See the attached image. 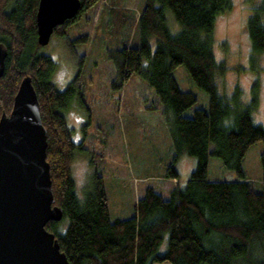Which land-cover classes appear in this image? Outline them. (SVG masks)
<instances>
[{
  "label": "trees",
  "instance_id": "16d2710c",
  "mask_svg": "<svg viewBox=\"0 0 264 264\" xmlns=\"http://www.w3.org/2000/svg\"><path fill=\"white\" fill-rule=\"evenodd\" d=\"M99 1L81 0L76 17L57 26L53 35L64 36L65 29ZM37 3L0 0V43L7 50L0 76V115L10 112L20 81L30 77L46 131L54 205L63 212L61 221H49L45 229L54 234L69 264H264V153L259 191L241 168L249 148L264 141V126L251 118L257 108L256 94L252 89L251 102L243 105L238 88L226 97L215 84L225 68L212 54L213 25L218 15L229 10L230 0H144L136 19L130 11L119 9L120 26L127 24L133 32L130 44L136 32L139 42L128 47L120 41L122 48L108 50L106 58L115 72L111 85L120 89L134 74L143 80L171 116L168 135L174 162L181 155L192 156L196 168L184 185L168 191L166 199L147 186L134 214L115 220L109 219L101 176L93 175L82 204L74 193L70 164L78 146L63 109L77 89L59 91L51 81L55 64L39 54L36 43ZM109 9L113 13L115 8ZM168 11L180 28L177 33L166 25ZM263 19L264 0H259L245 25L252 55L264 56ZM178 66L185 68L208 99L206 109L195 108L190 116L185 112L196 98L179 88L173 74ZM209 157L218 158L238 179L208 180ZM164 177L177 180L178 173L170 166ZM64 219L67 224L62 228ZM164 239L166 249L160 252Z\"/></svg>",
  "mask_w": 264,
  "mask_h": 264
},
{
  "label": "rangeland",
  "instance_id": "374dc122",
  "mask_svg": "<svg viewBox=\"0 0 264 264\" xmlns=\"http://www.w3.org/2000/svg\"><path fill=\"white\" fill-rule=\"evenodd\" d=\"M143 3L144 0H101L66 28L64 36L52 34L48 44L39 47V54L49 56L55 64L51 74L54 87L61 91L74 80L79 88L80 96L76 92L70 109L65 111L67 125L78 126L81 120L86 126L85 136L79 127L71 130L73 140L79 142L70 164L77 201L82 204L93 175L101 176L110 220L130 218L147 186L166 199L168 191L176 184L184 185L196 168L192 156L181 155L174 162L168 135L171 116L164 113L154 92L143 80L134 74L120 89L111 85L115 72L106 58L108 50L122 48L120 41L128 47L139 42L136 32L130 44L133 32L127 24L120 26L119 9L130 11L136 19ZM230 4L229 10L218 15L213 25L212 54L217 64L225 68L222 76L215 77V84L218 92L226 97L238 88L243 105L251 102L253 89L257 108L251 118L254 124L264 126V56L251 54L245 32L246 21L259 0H230ZM109 8H115L113 13ZM166 25L172 34L180 30L169 11ZM83 36L84 40H80ZM149 41L153 49L154 38ZM173 74L179 88L196 98L185 115L190 116L195 108L206 109V93L191 81L185 68L178 66ZM262 153L264 141L252 145L241 163L245 178L255 184L257 191L261 189ZM170 166L177 171V180L164 177ZM206 177L208 180L238 179L235 171L226 169L215 157L208 159ZM66 224L64 219L62 228ZM165 249L166 239L159 251Z\"/></svg>",
  "mask_w": 264,
  "mask_h": 264
},
{
  "label": "water",
  "instance_id": "95a60500",
  "mask_svg": "<svg viewBox=\"0 0 264 264\" xmlns=\"http://www.w3.org/2000/svg\"><path fill=\"white\" fill-rule=\"evenodd\" d=\"M81 0H38L36 43L48 44L54 29L76 17ZM7 50L0 43V76ZM46 131L31 79L20 81L8 115H0V264H69L49 222L62 219L54 205Z\"/></svg>",
  "mask_w": 264,
  "mask_h": 264
},
{
  "label": "flooded vegetation",
  "instance_id": "af4514ba",
  "mask_svg": "<svg viewBox=\"0 0 264 264\" xmlns=\"http://www.w3.org/2000/svg\"><path fill=\"white\" fill-rule=\"evenodd\" d=\"M70 83V84H69ZM68 84V86H66L63 90H61V91H66V90H69L71 87L74 89V87H75V89H74V91L76 92V89H77V92H78V86L77 85H74V80H72L71 82H69ZM73 98H75V95H73ZM80 100V99H79ZM70 102V101H69ZM69 104L70 103H68L67 102V104H65V107H64V109H63V115H64V118H65V111L67 110V109H70V107H69ZM9 114V113H8ZM8 114H6V115H8ZM80 120V119H79ZM65 121H66V119H65ZM67 124V123H66ZM68 126V128H70L72 131L74 130H76V127L78 128H81L83 131H82V136L84 135L85 136V130H84V127H86L85 126V124H81V120H80V123L78 124V126H71V124L70 125H67ZM80 135V134H79ZM78 135V136H79ZM80 137V136H79ZM81 138V137H80ZM73 142H74V144H76L77 146L79 145V142L77 143L75 140H73Z\"/></svg>",
  "mask_w": 264,
  "mask_h": 264
}]
</instances>
